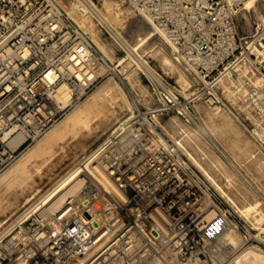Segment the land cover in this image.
<instances>
[{
	"label": "built area",
	"instance_id": "2783aa9c",
	"mask_svg": "<svg viewBox=\"0 0 264 264\" xmlns=\"http://www.w3.org/2000/svg\"><path fill=\"white\" fill-rule=\"evenodd\" d=\"M122 1L149 18L172 59L193 74L196 91L186 97L161 74L151 76L160 102L135 104L91 152L120 192L86 171L81 199L32 218V231L22 220L16 234L0 239V264H229L234 252L259 247V227L229 209L179 146L162 138L158 121L167 111L190 119L192 101L205 98L223 106L264 153V23L240 32L239 12L250 11L244 0ZM106 66L58 0H0V172L62 116L68 104L54 97L60 83L69 84L74 101ZM19 132L24 139L13 147ZM159 211L168 226L157 223ZM55 221L61 230L48 234ZM231 226L239 244L227 240Z\"/></svg>",
	"mask_w": 264,
	"mask_h": 264
},
{
	"label": "rangeland",
	"instance_id": "374dc122",
	"mask_svg": "<svg viewBox=\"0 0 264 264\" xmlns=\"http://www.w3.org/2000/svg\"><path fill=\"white\" fill-rule=\"evenodd\" d=\"M58 1L64 2V4H61L63 7L65 5L64 8L68 12L67 8L69 7L66 5L70 2L72 3L73 0ZM89 2L98 8L102 20H100L99 16L91 13L90 18L96 25V32H90L86 28L85 30L91 35L94 42L95 40L102 42L103 48L99 44L96 45L107 59L108 64L111 67H115L116 73L114 72V75V73L108 71L106 66L105 74L92 85L88 93L81 98L68 102V105H64H67L66 107L63 106L62 116L48 130L57 126L67 114L82 102V108L88 111L91 100L87 99V95L96 91L110 77L112 81H117L121 87L120 89L119 86H116L114 90L118 91V94L115 91L114 94L123 102L127 98L128 101L125 100L127 104H124L119 111L117 110L118 108H115L113 119L108 122L103 114H97L99 109L104 110L103 104L97 103L94 109L90 111L92 117L90 126L82 127L70 124L65 129L58 130L57 133L60 136H56L57 138L54 139L52 145L48 144L49 146H45L44 150L41 149L36 155L34 153L33 157L32 155L28 156L25 152L28 153L27 149L35 146L45 133L33 143L24 144L18 149L14 161L0 172V175L3 176L13 167L16 168L12 170L14 172L10 174V179L0 184V232L12 225L10 231L0 236V239L3 237V243L17 233L22 220L27 219L22 223L23 228H27L30 231L36 228V224H30L31 219L37 218L39 214L43 215L41 209L43 210L48 205V202H44L45 200H43L42 196L55 189L61 183V177L65 176L87 153L90 154L91 150L93 152L94 148H97L106 134L120 119L122 120L131 114L135 104L141 107H149L160 102L161 94L158 89H161V87L153 83L154 81L147 68H145L146 66L142 64L141 57L148 61H145V64L152 68L156 74L159 73L163 76L167 85L175 87L182 95L191 97L196 91L197 83L194 82L193 74L181 68L172 59L170 46L160 33L156 31L147 17L132 9L131 6L122 0H89ZM115 3L117 6L114 5ZM108 4L114 5L116 10L119 7L122 9V21L116 18L119 16L113 18V14L108 10ZM245 11L241 10L238 15L242 34L250 33L256 22L262 23L259 12L264 13V0H260L256 6H252L250 11ZM69 15L71 14L69 13ZM77 15L79 18V13H76ZM72 16L74 17V15ZM75 19L77 20V18ZM103 20L113 22L116 31L118 30L121 37L117 36L107 26H104ZM150 31L154 35L148 42L139 45V36H143ZM121 38L126 44L123 45ZM134 45H136L137 49L132 51L131 48ZM155 46L156 49L147 52ZM157 49H160V52L157 53ZM165 56L170 58L171 63L164 61L163 58ZM183 79L189 81L185 86L182 83ZM120 95L126 96L124 97L125 99L123 96L121 98ZM112 108L114 109L112 106L107 107L106 110ZM190 111L192 113V118L190 119L181 118L173 111H167L161 115L158 125L162 138L170 143H177L182 155L198 171L200 177L214 191L224 197L232 212L259 227V247L257 251L264 255V153L259 151L253 139L246 134L223 106L211 104L205 98L195 99L192 101ZM26 155L28 156L27 162L25 161ZM17 160H20L19 163ZM23 161L25 166H22L24 165ZM16 163L19 166L15 165ZM18 167L20 169H17ZM21 168L22 171H20ZM27 171L31 173L34 171L33 174L29 172L30 179H28ZM24 174L27 175V178L26 176L24 177ZM22 175L23 179L21 180ZM24 178L27 180L25 181ZM219 186L224 189V192ZM6 188L9 189L7 192ZM3 198L6 199L4 202ZM35 204H37V208L34 207ZM31 208L33 211L30 210ZM3 211L5 212L3 213ZM25 211H27L26 214L29 213L21 218ZM45 228L48 234H53L51 233V226ZM237 236L239 241L240 237L239 235ZM245 248L242 249L244 250ZM242 249L237 253L241 252ZM237 253H233L231 261Z\"/></svg>",
	"mask_w": 264,
	"mask_h": 264
},
{
	"label": "bare ground",
	"instance_id": "6f19581e",
	"mask_svg": "<svg viewBox=\"0 0 264 264\" xmlns=\"http://www.w3.org/2000/svg\"><path fill=\"white\" fill-rule=\"evenodd\" d=\"M65 1V0H64ZM74 1V0H73ZM72 1V3H68L66 6L69 7L67 8L68 9V12L71 14L70 16L74 15V19L77 18V20L75 19V21L85 30L88 29L90 32H96V25H94L93 23V20L90 18V15L91 13H94V15H97L99 16V18H101V13L99 12L98 8L91 2H89V0H75L74 2ZM260 0H244V3H245V8H248V9H251L252 6H256L257 3L259 2ZM60 3H62L60 1ZM64 4V2L62 3ZM61 4V5H62ZM66 4V3H65ZM118 4V3H117ZM116 5V3L114 4ZM114 5L112 4H108V10L111 11V14H113V18L116 17V16H119V17H116V18H119L120 21L121 20V14H122V9L119 7L117 8V10L114 8ZM117 6V5H116ZM119 6V4H118ZM65 7V5H64ZM123 8V7H122ZM115 9V10H114ZM109 11V13H110ZM90 12V14H89ZM246 12V11H245ZM76 13L78 14L79 13V18H78V15L76 16ZM125 13V12H124ZM123 13V14H124ZM243 13V12H242ZM126 14V13H125ZM244 14V13H243ZM126 17V16H125ZM259 17L260 19H262V23H264V13L262 12H259ZM104 18V17H103ZM112 18V19H113ZM124 19V17H123ZM102 20V18L100 19ZM149 20V18H148ZM150 21V20H149ZM119 22V21H117ZM103 24L104 26H107L110 30H113V32L115 34H117V36L121 37L118 33V30L116 31L115 29V26L113 25V22L111 21H104L103 20ZM154 35L153 32H147L145 35L143 36H139V45L140 44H144L146 42L149 41V39ZM121 41L124 44H126V42L121 38ZM138 41V42H139ZM166 41V40H165ZM95 43L96 44H99L102 48L104 47L102 42L100 41H97L95 40ZM137 43V42H136ZM138 44V43H137ZM138 45V46H139ZM134 49H137L136 45H134L133 48H131V50L133 51ZM154 49H156V46L155 47H152L151 49H149L147 52L149 51H153ZM160 52V49H157V53ZM139 57V56H138ZM141 57V56H140ZM164 61L167 62V63H171L170 62V58L165 56L164 58ZM142 61V60H141ZM145 60L142 61V64L144 66H146L145 68H147L148 72L150 73V75L153 77L157 76V74L155 73V71L150 68L147 64H145ZM141 64V63H140ZM104 67H101V70H103ZM106 69V68H105ZM108 71L114 73L115 72V67H111V66H108L107 67ZM116 73V72H115ZM114 73V75H115ZM105 74V73H104ZM149 75V76H150ZM113 77V75H111ZM151 77V78H152ZM109 78V77H108ZM189 81L187 80H184L183 79V85L185 86L186 83H188ZM116 86H119V84L117 83V81L115 82L111 80V77L105 82H103L99 88L96 90V91H93L91 93H89L87 95V99L91 100V104L90 106H88L89 110L88 111H85L83 108H82V103L79 104V106H77L73 111H71L69 114L66 115L65 118H63L61 120V122L59 124H57V126H54L52 127L50 130H48L47 132H45L44 136L36 143L35 146L27 149L28 153L25 152V154H27L28 156L29 155H32L33 157V154L35 153V155L40 152L41 149H43L45 146H47L48 144H51L52 145V142L54 141V139H56L57 137L56 136H60V134L58 135V130H61V129H65L68 125L72 124V125H76V126H84V127H88L90 126V123H92V117H91V112L92 109H94V107L96 106L97 103H102L103 106H104V110L103 109H99L97 111V114L98 115H104V118L109 122L113 119V111L115 110V108L119 111V109H121L123 107L124 104H127L125 100H127V98L125 99L124 95L123 98L125 99L124 102L121 101L119 99V97L117 98V95L114 94V88ZM120 87V86H119ZM121 89V87H120ZM116 92V91H115ZM118 94V91L116 92ZM123 93V92H122ZM121 96V95H120ZM121 96V98H122ZM54 97L59 101L61 102V105L64 106L65 104H67L68 102H70L72 99V91L70 89V86L67 82H62L60 83L57 91L55 92L54 94ZM128 101V100H127ZM114 107V109H110V110H106L107 107ZM130 107V106H129ZM118 115V113H116ZM121 120V119H120ZM193 120V119H192ZM205 131H207L205 129ZM202 132V131H201ZM207 133V132H205ZM9 133L7 132V135ZM204 134V133H203ZM208 134V133H207ZM210 135V134H209ZM59 138V137H58ZM24 139V134L22 132H19L15 138H14V143H13V147H16L18 145V143L20 141H22ZM164 139V138H163ZM165 140V139H164ZM57 141V140H56ZM179 142V141H178ZM177 144V143H176ZM50 145V146H51ZM49 146V145H48ZM62 146V145H60ZM96 148H94L95 150ZM44 150V149H43ZM42 150V151H43ZM48 150V149H47ZM41 151V152H42ZM49 151V150H48ZM47 151V152H48ZM92 152V150H91ZM50 153V152H49ZM90 153V152H89ZM88 154V153H87ZM85 155L82 159H80L78 161V163L73 166V168L71 170H69V172L61 177L62 181L61 183H59L57 185V187H55V189H53L51 192H48L46 193L43 197V200H45L44 202H48V205L47 207H45L43 210L41 209V212L44 214V215H48L49 212H54L56 214L60 213V212H63L65 211L66 209V203H67V200L71 197H74L76 195H78V200L81 199V195H80V190L85 182V172L83 171H90L97 179H99L101 182H103L105 185H108L110 187H113L115 188L118 192H120V189L118 188L117 184L114 182V180L109 176V174L105 171V169L98 163L96 162L95 160H92L91 159V153L88 154V155ZM26 155V156H27ZM41 155V154H40ZM191 155V154H190ZM28 156L25 158V161L26 159L28 158ZM48 156V155H47ZM31 157V156H30ZM194 158V157H193ZM195 159V158H194ZM24 160V159H23ZM14 161V160H13ZM18 161V160H17ZM20 161V160H19ZM18 161V163H19ZM24 162V161H23ZM22 162V163H23ZM27 162V161H26ZM34 163V162H33ZM198 163V161H197ZM35 164V163H34ZM17 166H19L17 163L15 164ZM21 165V163H20ZM200 165V164H199ZM16 166V167H17ZM22 166H25V162H24V165ZM201 166V165H200ZM13 167V166H11ZM202 167V166H201ZM15 167H13L14 169ZM13 169H11L9 171V169H7L9 172L6 173L5 175L1 176L0 175V184L3 183L4 181L6 182L8 179H10V174L14 171H12ZM16 169V168H15ZM17 169H20L19 167ZM39 169V168H38ZM37 169V170H38ZM204 169V168H203ZM26 170V169H25ZM30 170V169H29ZM34 170V169H33ZM22 171V168L21 170ZM31 171V170H30ZM30 171H27L28 172V175H29V172ZM40 171V169H39ZM32 172V171H31ZM30 172V173H31ZM17 173V172H15ZM14 173V174H15ZM34 173V171H33ZM31 173V174H33ZM207 173V172H206ZM209 174V173H208ZM16 175V174H15ZM12 176V175H11ZM18 176V175H17ZM26 176L27 178V175L24 174V177ZM210 176V174H209ZM30 175H29V178L30 179ZM15 178V177H14ZM20 178V177H19ZM24 178V180L26 181L27 179ZM212 178V177H211ZM23 179V175H22V178L21 180ZM15 181V180H14ZM12 182V181H11ZM24 182V181H23ZM26 183V182H25ZM227 184V183H225ZM4 185V184H2ZM9 185V183H8ZM10 186V185H9ZM14 186V185H13ZM8 187V186H7ZM21 187V185H20ZM221 189H222V192H224V189L219 186ZM7 190H9L8 188H6V192ZM9 192V191H8ZM14 192V190H13ZM5 194V192H4ZM8 195V194H7ZM2 196L4 197V195L2 194ZM33 196V195H32ZM31 196V197H32ZM39 199V198H38ZM51 199V200H49ZM231 199V198H230ZM4 200H6L5 198H3V202ZM27 201V200H26ZM2 203V202H1ZM3 204V203H2ZM23 204V203H22ZM1 205V204H0ZM15 205V204H14ZM11 207V205H9ZM8 206V208H9ZM34 207L37 208V204L34 205ZM6 208V209H8ZM28 209V208H27ZM26 209V210H27ZM10 210V209H9ZM31 211H33V209L31 208L30 209ZM36 210V209H35ZM28 211V210H27ZM22 215L21 218H23L26 214V212ZM237 211V210H236ZM1 212V211H0ZM5 211H3L4 213ZM2 214V213H1ZM4 215V214H3ZM7 215V214H6ZM5 215V216H6ZM20 215V216H21ZM155 216V219L157 221L158 224L162 225L163 227H166L168 226V220L169 218L164 215L163 212L159 211V212H156L154 214ZM2 219V218H1ZM12 225H10L8 228L4 229V231L2 230L0 232V236L4 235L6 232L10 231ZM263 228V227H262ZM61 230V226L59 224V222L55 221L53 222V225L51 226V233L53 234H57L58 231ZM86 231H88V229L86 228ZM37 233L38 235H43L45 232L42 231V230H37ZM238 232L236 231V229H234L232 226L230 227V229L227 231V234H226V237H227V240H229L230 242L234 243V244H239V242L241 241V238L240 240L238 241ZM240 237V236H239ZM246 248L241 252L237 253V255L235 256V258L229 263V264H264V255L263 254H260L259 251H257V248L258 247H255L254 245H249V246H245ZM90 251H89V254L91 253H95L96 249L94 248V246H91L90 247Z\"/></svg>",
	"mask_w": 264,
	"mask_h": 264
}]
</instances>
